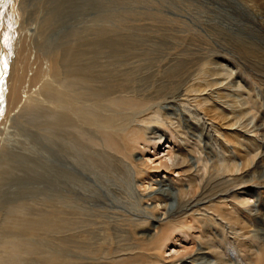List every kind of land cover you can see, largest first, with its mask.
<instances>
[{"label": "rangeland", "instance_id": "obj_1", "mask_svg": "<svg viewBox=\"0 0 264 264\" xmlns=\"http://www.w3.org/2000/svg\"><path fill=\"white\" fill-rule=\"evenodd\" d=\"M51 2L9 0L0 11V42L10 56L7 68L0 61L8 89L0 112V168L28 166L25 154L56 176L60 162L42 142L54 130L44 120L50 113L37 121L29 113L35 100V110H49L54 55L71 33L90 24L119 32L130 49L124 62L111 63L126 75L116 91L138 98L141 104L132 100L135 106L127 107L132 112L127 110L126 124L149 143L132 149L124 141L127 132L121 135L126 172L108 191L73 164L69 176H79L84 189L60 182L66 190L52 188L29 179L22 173L26 167L15 178L0 177V218L14 204H22L27 216L39 210L46 215L50 192H69L82 220L91 222L83 230L95 249L74 240L68 264H256L264 250V0H89L47 18ZM46 18L50 23H42ZM100 33L91 35L102 40ZM167 146L173 164L155 172ZM182 161L186 168L173 170ZM158 190L166 192L154 194ZM46 236L36 239L47 243L43 251L57 255L59 246ZM36 258L25 264H44Z\"/></svg>", "mask_w": 264, "mask_h": 264}, {"label": "bare ground", "instance_id": "obj_2", "mask_svg": "<svg viewBox=\"0 0 264 264\" xmlns=\"http://www.w3.org/2000/svg\"><path fill=\"white\" fill-rule=\"evenodd\" d=\"M51 1V9H49L47 13V18L50 16L55 17L59 14H66L68 9H71V11L77 10L79 7L81 8L84 1L89 0ZM90 1H93L94 4V0ZM110 1H115V3L116 1H119L118 3L123 5H127L129 2H143V0H109V2ZM8 3L9 0L6 2L5 0H0V11L4 9ZM87 6L88 5L86 4L85 8H87ZM128 14L129 12L123 13L122 16L124 17ZM47 18L42 20V23H50V20L48 21ZM115 18L117 20V17ZM92 21L90 23H92ZM93 32H101L100 34L103 33L102 40L93 38L91 35ZM123 45L124 41L119 32H108L106 28L105 30L99 29V27H96V24H90L86 28L82 27L81 30H76L63 40L59 51H57L59 52L58 55H54L55 58L54 61H52L54 62L52 63L53 72L51 71L53 81L51 79L50 84L47 86L48 88H46L48 93L49 110H47L48 108L46 109L48 112L45 108L44 110L43 108L35 110L38 104V101L35 100V104L34 102V105L32 104L34 107L31 105L34 108L33 112L29 111L30 119H32V121L33 118L34 120L36 118L37 121V119H42L43 116L45 117L50 113L48 115L49 117L44 118V120L46 119L48 124L51 127L53 126L54 130L49 133L50 138H48L47 135H44L42 142L49 149L54 151L53 154L49 150L51 154L50 157H57L60 162L58 168L53 165L55 167H53L54 170L56 169V176L52 177L51 175L44 173L45 168L43 169L44 171H41L40 168L42 167L39 168V166L36 167L35 164H31L35 162L34 160L31 161L32 158L24 156L25 154H21L23 159H26L27 164L30 162L33 169L36 168L37 171L33 172V169L29 170L30 164L27 166L20 165L19 163V165L15 164L16 166H11L10 169L0 168V177H14V174H16L18 170L21 171L23 170V167H26L22 173L26 172L28 174L27 177L35 176L38 178V182L43 180L44 182L50 183L52 188L58 187V184L62 183L64 186L67 185L66 188L69 187L70 190L73 189L74 191V189L82 188V183H79V176L77 179V175L73 178L69 176L71 173H69V166L73 164V169L75 167L77 170L83 172V174L89 173V176L91 174L95 179V184H98L101 189L108 191L111 186L118 187L126 172L121 163L122 160L120 161V158L122 156L124 157L123 151L125 149V147H123V142L121 141L124 136H122L121 139V135H123L124 132H127V140H123L126 145H129L132 149L136 148L137 145L141 143L148 142V139L141 138L143 135L142 131L131 128V125L128 126L126 124L128 122L127 110H130L127 107L135 106L136 103L134 104V101L130 104V102L135 99H132V97L128 98V96L125 95V92L121 95L122 92L118 93L116 91V86L118 84L115 85V83L117 80H126V75L119 72V70L111 63L112 61L116 63L117 61L122 62V60L124 62L125 59L128 58L130 49H125ZM118 47L119 49H117ZM1 59L2 66L4 64L7 68V60L10 61L9 51L0 42V61ZM120 64L122 65V63ZM1 77L2 76H0V112L4 106L5 97L7 96L6 90H8L5 86V74L3 75V78ZM127 83L131 86L130 81ZM121 90L122 89H120V91ZM137 99L138 98H136V100ZM137 101L139 102V100ZM130 111L132 112V110ZM137 113L138 112H136V114ZM44 120H42V122H44ZM1 122L2 121L0 120V126L3 124ZM49 125H47L46 128H49ZM149 146L156 147L157 143H150ZM146 149L144 151H148ZM166 149H168V151L166 152L165 157H162L164 159L163 162L160 160L157 164L158 166L153 169L155 172L160 171L173 161L174 156L169 154V146H167ZM26 150H28V148ZM127 153L128 151H124V154ZM32 157L34 156L32 155ZM185 162L182 161L179 164L176 162L177 167L175 165L176 163H174L175 169L173 170H182V165L185 166ZM138 165L139 164L135 162L134 166L137 167ZM166 170H170V168H166ZM49 171H51V169H49ZM49 174L52 173L50 172ZM59 188L66 190L65 187L59 186ZM27 191L32 192L33 190L32 188H27ZM164 192L166 191L158 190L154 194L158 193L162 196ZM68 193H54V190L51 191L48 195V199L44 201L47 205L48 211L46 215H38L37 213L40 212L39 210L34 214V217L27 216V213L22 210V204H14L6 207L5 212H7L8 216L5 218L4 215L2 219L0 218V237L3 238V243L0 245V262L8 261L12 264H25L28 259L31 260L30 258L37 261L40 259L36 257H42L44 260L42 263L44 264H46V262H51L52 264H68L69 262H66V260L69 259L67 255L68 253H71L70 249L72 248V244L75 245L74 240H77L87 250L95 249V246H93L94 242H92V244L90 242V233H87L86 229L83 230V227L88 226L91 222L85 219L82 220V215L84 213L82 214L79 208H74L75 205L71 194L69 195ZM9 204L11 203H8V205ZM2 209L5 210V208ZM80 228L82 229L80 230ZM74 230H79V232L77 231L78 234H73L76 237L72 234V236H70L71 231ZM38 234H46L47 236L45 239L47 241H53L59 246V250L56 252L57 255L43 251L42 247L46 249L45 245H47V243L43 242L44 244H41L39 237L38 240L36 239ZM180 236L181 237L175 241L180 242L184 234L182 233ZM33 241L36 242L33 243ZM37 242L39 244H37ZM33 244L38 246H34ZM31 263H33V261ZM256 264H264V250L261 253V258Z\"/></svg>", "mask_w": 264, "mask_h": 264}]
</instances>
